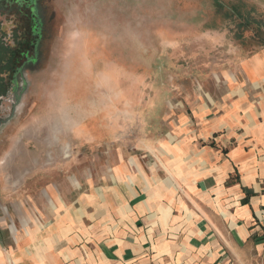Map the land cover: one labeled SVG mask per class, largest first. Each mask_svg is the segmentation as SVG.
<instances>
[{
  "label": "rangeland",
  "instance_id": "1",
  "mask_svg": "<svg viewBox=\"0 0 264 264\" xmlns=\"http://www.w3.org/2000/svg\"><path fill=\"white\" fill-rule=\"evenodd\" d=\"M13 2L0 0V250L12 256L14 237L45 225V185L118 153L156 160L150 147L195 97L264 50V0H40L38 30Z\"/></svg>",
  "mask_w": 264,
  "mask_h": 264
},
{
  "label": "crops",
  "instance_id": "2",
  "mask_svg": "<svg viewBox=\"0 0 264 264\" xmlns=\"http://www.w3.org/2000/svg\"><path fill=\"white\" fill-rule=\"evenodd\" d=\"M220 76L156 160L118 153L45 185V225L0 264H264V50Z\"/></svg>",
  "mask_w": 264,
  "mask_h": 264
},
{
  "label": "flooded vegetation",
  "instance_id": "3",
  "mask_svg": "<svg viewBox=\"0 0 264 264\" xmlns=\"http://www.w3.org/2000/svg\"><path fill=\"white\" fill-rule=\"evenodd\" d=\"M13 1H14L13 3H15V4L24 5L27 9L29 8V12L32 15L33 21L35 22V20H36L35 24L37 25V30H38V28H39L38 21H39V23H41V21L39 19L40 17L38 18V16H37L38 13H37L36 7L38 6L40 0H13ZM36 35H38V34L36 33Z\"/></svg>",
  "mask_w": 264,
  "mask_h": 264
},
{
  "label": "trees",
  "instance_id": "4",
  "mask_svg": "<svg viewBox=\"0 0 264 264\" xmlns=\"http://www.w3.org/2000/svg\"><path fill=\"white\" fill-rule=\"evenodd\" d=\"M233 13H235L234 10H232V14H233ZM236 18H237L238 21H241V16H240V15H239V17H238V15H237Z\"/></svg>",
  "mask_w": 264,
  "mask_h": 264
}]
</instances>
